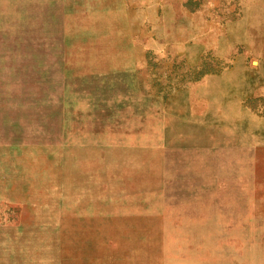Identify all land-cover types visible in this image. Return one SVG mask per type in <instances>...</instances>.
Returning <instances> with one entry per match:
<instances>
[{
  "label": "rangeland",
  "instance_id": "obj_1",
  "mask_svg": "<svg viewBox=\"0 0 264 264\" xmlns=\"http://www.w3.org/2000/svg\"><path fill=\"white\" fill-rule=\"evenodd\" d=\"M82 164L118 185L104 206L134 214L97 226L118 235L96 255L62 229L84 225L64 220L74 191L99 184ZM12 249L41 264H264V0H0Z\"/></svg>",
  "mask_w": 264,
  "mask_h": 264
},
{
  "label": "crops",
  "instance_id": "obj_2",
  "mask_svg": "<svg viewBox=\"0 0 264 264\" xmlns=\"http://www.w3.org/2000/svg\"><path fill=\"white\" fill-rule=\"evenodd\" d=\"M88 154V153H87ZM86 154V155H87ZM82 172H79V174H84L85 178L87 176L97 178V181L99 184H102L101 187L94 186L92 189L88 188L86 189V186L84 189H80L79 191H74V198L79 201L78 207L70 206L68 208V211H65L64 213V220H70V221H76V222H82L84 223L83 226H77L80 227L79 230L75 231L73 226H62L64 233H71V240H87L88 245L87 249L93 250L92 252L94 255L104 253L105 246L104 242L106 240H110L111 238H115L118 234H115L114 232H117L116 230L105 229V227H97L101 223H109L112 219L116 220L119 218H127L129 216H132L134 214L128 213L124 214L121 211L116 212L115 210H118L120 208H116L113 206H104L105 203L100 201V199L106 198L109 196V194L117 191V186L110 180V175L106 173H98V171H90L89 168H87L84 164H82ZM73 198V197H72ZM40 208H45V202H38ZM57 207V206H56ZM112 208H116L114 211H111ZM139 215V214H137ZM33 219L38 220V225H40L42 222L45 225V218L46 215L43 212L42 214L40 211L38 213L32 214ZM43 219V220H42ZM33 220V221H35ZM125 220V219H122ZM90 225V226H89ZM92 226V227H91ZM76 227V226H75ZM113 231V232H112ZM113 233V234H112ZM76 238V239H75ZM25 250L22 252V254L15 257L14 250L12 249L10 252L6 251L3 252L0 250V264H41L40 260H32V262L29 260L30 256L24 255ZM3 253H7V257L2 256ZM14 254V255H13ZM87 254L90 255V252ZM10 256V260H9ZM29 258V259H28Z\"/></svg>",
  "mask_w": 264,
  "mask_h": 264
}]
</instances>
